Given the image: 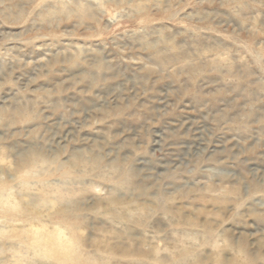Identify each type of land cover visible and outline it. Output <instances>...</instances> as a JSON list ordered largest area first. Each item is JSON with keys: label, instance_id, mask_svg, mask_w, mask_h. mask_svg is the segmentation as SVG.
Wrapping results in <instances>:
<instances>
[{"label": "rangeland", "instance_id": "rangeland-1", "mask_svg": "<svg viewBox=\"0 0 264 264\" xmlns=\"http://www.w3.org/2000/svg\"><path fill=\"white\" fill-rule=\"evenodd\" d=\"M145 2L160 5L151 15L165 41L200 53L195 65L165 71L149 61L136 43L137 25L124 19L133 9L116 7ZM100 3L0 0V264H70L56 254L77 246L92 264H149L145 249L166 216L200 226L209 244L200 264H216L211 245L224 248L225 264L233 249L242 264H261L264 0H216L208 18L198 0ZM240 3L257 8L231 6ZM169 11L179 12L175 21L164 18ZM189 24L210 30L194 40ZM82 48L89 51L74 61ZM97 53L109 62L99 73L103 85L85 78L87 58ZM6 113L19 122L10 126ZM45 140L47 150L31 147ZM93 149L109 154L121 184L132 179L159 201L157 214L129 235L109 219L100 182L88 191L71 181ZM215 168L228 169L222 183L211 178ZM216 184L220 196L208 191ZM84 205L100 213L87 231L74 227ZM220 224L223 237L209 239ZM158 242L164 246L163 237Z\"/></svg>", "mask_w": 264, "mask_h": 264}, {"label": "clouds", "instance_id": "clouds-1", "mask_svg": "<svg viewBox=\"0 0 264 264\" xmlns=\"http://www.w3.org/2000/svg\"><path fill=\"white\" fill-rule=\"evenodd\" d=\"M214 3H216V0H198L201 17L208 18L216 11L212 7ZM96 6L105 7L100 3V0H96ZM125 6L133 9L132 12L124 16V19L133 21L137 25L135 32L139 36L136 38V43L140 45L142 51L150 54L148 57L149 61H159L165 71H174L173 65H175V68H183L193 66L198 62L200 57L199 52L191 51L182 46H176L169 41H165L161 35V29L154 26L155 18L151 15V11L153 8H159V4L145 2L140 4H122L116 7L123 11ZM188 6L190 5L185 4L178 5L177 7L180 11H183V8ZM231 6L249 8L250 10H256L257 8L256 5L247 3ZM108 7L112 6L109 5ZM171 8L172 6L169 5L168 9L171 10ZM178 15L179 12L171 13L169 11V14H166L164 18L175 21ZM61 22L63 21H53L55 24ZM188 27L195 33L194 40L202 39L200 34L210 30L207 25L200 27L189 24ZM87 38L84 37V39ZM88 51V48H82L74 57V61L79 60L80 55L86 54ZM87 59L85 78L98 81L99 85H103L105 81L99 76V73L107 70L109 62L100 53H97L96 56H89ZM221 59L226 61L227 57L224 56ZM12 115L15 116V113ZM29 118L39 119V113H33ZM6 119L12 120V117L7 116L6 113ZM17 122L19 121L12 120L10 126H14ZM0 123H3V121H0ZM15 134L23 135L22 132ZM49 144L50 141L45 140L43 144L36 143L31 147L37 150H47ZM81 160L83 163L76 165L73 169L74 175L71 177L72 183L74 185H87V190L92 191L96 183L100 182V187L105 189L104 193L99 194L100 199L107 201L105 211L109 213V219L116 224L117 228L127 230L124 235H129L133 231V226L139 224L145 217L151 218L157 214L159 201L156 200L154 202L155 194L146 187H139L132 179L121 184L116 173L113 171L115 162H110L107 152L103 150L97 152L93 149L83 154ZM227 172L228 169L226 168H215L213 169V176L211 178L220 177L222 183L227 178L225 175ZM194 190L203 191L200 186H197ZM208 191L214 196H220L223 194L224 189L219 184H216ZM99 214L94 206H82L79 215L76 217L80 222L74 225V227L87 231L89 227L87 221L90 220L92 215ZM165 219L167 223L161 225L160 231L153 237V242L145 249L149 264H200L201 258L198 254L202 248L209 246L206 241L200 239L202 234L200 226L194 221L185 222L178 216H172L171 219H168V216H166ZM222 228L223 225L220 224L214 232L209 234V239H221L224 235ZM168 234L175 235V241H168ZM74 235L82 236L83 231H78ZM161 237L164 238V246H161V243L158 242ZM118 242L123 243V240L118 238ZM211 246L214 249L216 264H225V261L222 259L224 248H217L215 245ZM56 255L62 262H70V264H92L88 253L83 251L79 246L71 251H60ZM232 264H242V257L235 249L232 250ZM247 264H254V262L249 261ZM261 264H264V261H261Z\"/></svg>", "mask_w": 264, "mask_h": 264}]
</instances>
